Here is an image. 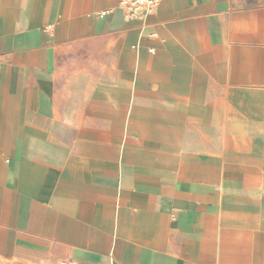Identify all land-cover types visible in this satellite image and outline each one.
<instances>
[{"label": "crops", "instance_id": "obj_1", "mask_svg": "<svg viewBox=\"0 0 264 264\" xmlns=\"http://www.w3.org/2000/svg\"><path fill=\"white\" fill-rule=\"evenodd\" d=\"M119 1L0 0V264L61 251L99 264H264V0H161L142 20ZM92 53H116L133 84L129 105L119 82L96 85L104 107L87 109L105 128L181 129L191 95L200 128L245 140L230 138L209 181L133 170L136 153L92 138L70 146L61 130L94 126L69 120L66 65L108 61ZM188 65L207 72H170Z\"/></svg>", "mask_w": 264, "mask_h": 264}, {"label": "rangeland", "instance_id": "obj_2", "mask_svg": "<svg viewBox=\"0 0 264 264\" xmlns=\"http://www.w3.org/2000/svg\"><path fill=\"white\" fill-rule=\"evenodd\" d=\"M112 44V42H109L107 45L110 46ZM84 47L91 49V47L96 48L97 45L94 43L92 46L84 45ZM92 54L97 56V58H106L108 61L102 63L98 59L92 66L86 65L82 69L75 65H66L67 73L72 75L68 77L74 80L66 84V89H69V91L66 93L65 106L69 107L72 112L68 114L69 120L77 127L85 126L88 123L94 126L91 130H61L62 139L70 146L74 145L76 149L83 148L81 144L84 143L86 138H92L93 144L125 147L126 154L130 157L133 153H136L134 162L125 157V165L133 170L166 171V175L173 177L183 172L190 179L209 181L217 174L218 169L215 164H219L218 160L221 159L224 153H229L227 143L230 142V138L237 136L238 140H245V131L200 128L202 124L197 120L199 116L197 113L198 98L191 95L182 99L183 104L188 107L189 113L185 114L186 120L182 124L183 127L181 129L170 131L152 130L149 128L140 130L105 128V124L102 123L104 119H102L100 113L91 114L87 109L92 107L93 112H100L104 107L100 97L95 94L96 85L102 80L119 82L129 91L128 95L130 97L124 100L129 105L133 84L129 81H122L120 77L122 72H120L116 64H113L115 63L114 61L111 64V59L115 60L117 57L116 53L113 55L111 53L104 55L100 53ZM191 54L193 55V53ZM88 56L92 55L89 54ZM71 61L72 57L67 63H71ZM134 71L130 69L128 73ZM146 72H148V69ZM170 72L192 75L203 74L207 71L204 67L188 65L174 66ZM150 84L152 83H142L141 87L138 88L142 97L149 95L148 90L152 89V86H149ZM193 93L195 95V91ZM176 99L179 102L181 101V98ZM247 132L250 133V131ZM168 133H170V137L172 135L173 137L175 135L178 136L177 139L173 140L175 145H158L155 144V139H152L155 135L164 136ZM60 254V257L55 259V261L40 259L38 262L30 260L24 264H99L85 261L84 258L79 255L74 256L70 251H61Z\"/></svg>", "mask_w": 264, "mask_h": 264}, {"label": "built area", "instance_id": "obj_3", "mask_svg": "<svg viewBox=\"0 0 264 264\" xmlns=\"http://www.w3.org/2000/svg\"><path fill=\"white\" fill-rule=\"evenodd\" d=\"M161 0H120L119 8L124 13L126 20H142L144 15L150 10L156 8ZM113 9L101 11L100 14H105Z\"/></svg>", "mask_w": 264, "mask_h": 264}, {"label": "bare ground", "instance_id": "obj_4", "mask_svg": "<svg viewBox=\"0 0 264 264\" xmlns=\"http://www.w3.org/2000/svg\"><path fill=\"white\" fill-rule=\"evenodd\" d=\"M152 10H153V9H152ZM152 10H150L149 12H151ZM149 12H148V13H149Z\"/></svg>", "mask_w": 264, "mask_h": 264}]
</instances>
